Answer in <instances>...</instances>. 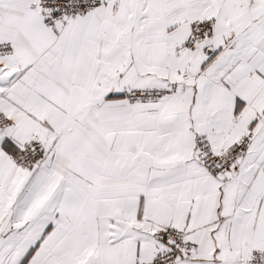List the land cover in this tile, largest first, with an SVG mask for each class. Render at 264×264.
Listing matches in <instances>:
<instances>
[{"label": "snow or ice", "instance_id": "obj_1", "mask_svg": "<svg viewBox=\"0 0 264 264\" xmlns=\"http://www.w3.org/2000/svg\"><path fill=\"white\" fill-rule=\"evenodd\" d=\"M0 264H264V0H0Z\"/></svg>", "mask_w": 264, "mask_h": 264}]
</instances>
